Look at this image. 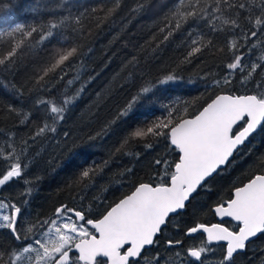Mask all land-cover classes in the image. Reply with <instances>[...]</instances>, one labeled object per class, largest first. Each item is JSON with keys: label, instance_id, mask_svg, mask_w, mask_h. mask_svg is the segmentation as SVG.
Here are the masks:
<instances>
[{"label": "trees", "instance_id": "1", "mask_svg": "<svg viewBox=\"0 0 264 264\" xmlns=\"http://www.w3.org/2000/svg\"><path fill=\"white\" fill-rule=\"evenodd\" d=\"M11 2L22 6L10 18L18 23L39 25L49 19V12L67 14L64 9L54 7L58 0ZM68 2H76L78 8H74L73 13L85 12L86 18L83 39L69 30L64 33L69 41L76 40L83 44L85 53L67 76L54 82V87L50 85V92L33 90L30 79L33 70L47 58L53 47L60 46L55 42H45L46 47L37 49L35 54L28 52L13 70H0V149L8 152L11 151L9 145L14 146L22 167L27 165L20 178L2 187L0 200L21 208L17 223L21 231L37 219L55 218V209L61 205L83 210L88 218L95 219L104 208L117 202L123 195L130 194L134 185L156 181L163 171V165H156L155 161L160 159L172 162L176 154L171 151L164 137L132 141L121 148V142L133 126L166 118L169 109H175V117L182 113L183 108L188 107L189 115L185 118H190L215 95L254 94L258 91L257 81L264 83V76L258 70L247 84H241L242 74L236 72L230 77L231 84L224 85L223 80L229 74L225 65L232 59L226 47L223 53L204 50L202 54L192 57L191 63H181L189 50L191 39L203 35L223 47L230 35L239 38L242 30L247 31L251 27L246 22H242V29L234 33H213L205 21L190 23L168 41L162 42L166 31L161 32L160 29L164 27L165 17L176 0H121L120 8L106 20L100 9L106 11L113 6L114 0ZM36 4H47L49 7L40 8L36 12L29 11V6ZM140 4L144 6L133 11ZM93 8L97 10L94 13ZM3 14L0 12V16ZM7 27V24L0 21V28ZM189 31L192 32L191 37ZM258 38L264 40V37ZM255 42L253 39L241 49L245 63L255 61L264 51V44H261L249 52L248 48ZM5 51L6 46L0 45V53ZM133 57L136 58L135 62H131ZM168 73H175L179 79L158 86L153 103L142 107L138 105L130 117L118 118L119 112L141 87L155 83ZM68 80L74 82L68 85ZM215 81H221L219 87ZM81 87L83 91L69 106L55 137L48 134L46 137H37L35 141L30 139L46 115L45 107L37 105V99L50 98L59 102L65 95H75ZM10 108L31 113L29 122L21 124L20 117L10 112ZM112 120H116V123L111 125L106 134L97 136L95 140L88 139L101 132ZM65 131L70 133L67 139L63 135ZM146 143H151L152 147H145ZM117 148L121 150L117 152ZM261 157H264V132L254 134L237 151L230 164L198 190L184 212L171 218L159 235L158 244L148 249L145 257L151 259L159 254L160 264H181V261L183 264H193L184 255L185 250L199 245L206 240V236L204 233L186 235L189 227L197 223L211 225L222 222L226 227L238 230L233 221H219L214 208L230 198L234 187L242 186L253 175L260 174L257 164ZM104 161H108L107 167L90 186L74 183L82 167L101 165ZM5 164L0 159V172L4 170ZM169 239H179L183 244L170 248L166 243ZM17 243L10 230L1 228L0 251L10 250ZM208 247L210 251L202 256V264H219L224 255V244H211ZM176 252H180L181 257L177 258ZM262 262L264 234L248 244L243 253L234 256L232 264ZM141 264H144L143 260Z\"/></svg>", "mask_w": 264, "mask_h": 264}, {"label": "snow or ice", "instance_id": "2", "mask_svg": "<svg viewBox=\"0 0 264 264\" xmlns=\"http://www.w3.org/2000/svg\"><path fill=\"white\" fill-rule=\"evenodd\" d=\"M120 6L121 0H114L113 6L106 11L101 8L103 19L112 17ZM143 6L137 5L133 11ZM21 7L11 0H0V12L4 13L0 21L8 25L7 28H0V45L7 48V51L0 53V70H13L28 52L35 54L37 49L46 47L45 42H55L60 46L53 47L30 77L33 90L50 92V85L54 87V82L63 80L80 57L85 55L83 44L76 40L69 41L64 35L65 30H69L79 34V39L84 38L85 12L74 14L73 9L78 8L76 2L58 0L54 7L64 9L67 14L49 12L46 22L32 25L10 19ZM48 7L47 4H36L29 6V11L36 12ZM96 11L92 9L93 13ZM165 20L164 27L160 29L161 32L166 31L162 42L168 41L190 23L205 21L213 33H234L242 29V22H246L251 27L247 31L242 30L239 38L230 35L223 47L203 35L191 39L181 63H191V58L204 50L223 53L226 47L232 59L225 65L229 74L223 80L224 85L231 84L230 77L236 72L242 74V85L252 80L258 70L264 76V51L255 61L248 63L244 62L245 57L241 54V49L253 39L256 42L248 48L249 52L264 44V40L258 38L264 37V0H176ZM188 35L191 37L192 32L189 31ZM135 61L133 57L131 62ZM177 79L179 77L175 73H168L155 83L141 87L119 112L118 118L130 117L138 105L142 107L153 103L155 89ZM73 82L68 80L67 84ZM215 84L219 87L221 81H215ZM256 88L258 91L254 94L215 95L190 118H185L189 115L188 107L175 117V109H169L166 118L133 126L121 142V148L132 141L164 137L176 154V159L172 162L157 159L155 164L163 165V171L156 181L134 185L130 194L123 195L117 202L104 208L95 219L88 218L83 210L61 205L55 209V218L37 219L21 231L17 227L21 208L0 200V228L10 230L18 242L10 250L0 251V264H141V260L144 264H160L159 254L148 259L145 252L158 244V236L171 218L181 214L198 190L230 164V158L240 146L254 134L264 132V83L257 81ZM82 91L83 87L73 96H63L59 102L50 98L37 99V105L45 107L46 115L30 139L35 141L37 137L48 134L54 138L69 106ZM9 111L20 117L21 124L28 123L31 118V113L12 108ZM115 123L116 120L110 121L101 132L88 139L95 140L97 136L106 134ZM63 135L67 139L70 133L65 131ZM9 147L11 151L8 152L0 149V159L6 162L4 170L0 172V188L20 178L27 167H22L15 147ZM145 147L150 148L152 144L146 143ZM121 148L116 151L119 152ZM107 164L108 161H104L101 165L82 167L74 183L90 186ZM257 167L260 174L253 175L242 186L234 187L230 198L214 208L215 215L221 220L229 217L235 221L238 230H232L222 222L210 226L197 223L187 229L185 234L189 236L198 232L206 234V240L185 250L184 255L193 264H202V256L210 251L208 246L213 242H225L224 255L219 264H232L234 254L243 251L246 242L258 234H264V157L259 159ZM127 171L131 172V169ZM166 243L171 248L181 246L183 241L169 239ZM175 256L179 258L181 253L176 252Z\"/></svg>", "mask_w": 264, "mask_h": 264}, {"label": "water", "instance_id": "3", "mask_svg": "<svg viewBox=\"0 0 264 264\" xmlns=\"http://www.w3.org/2000/svg\"><path fill=\"white\" fill-rule=\"evenodd\" d=\"M250 138H251V137H250ZM250 138H249V139H250ZM247 142H248V141H246L245 143H247ZM243 146H244V145L240 146V148H242ZM240 148H239V149H240ZM236 153H237V152H236ZM236 153H234V155H235ZM234 155H233V157H234ZM233 157H232V158H233ZM232 158H230V161L232 160ZM224 168H225V167H224ZM214 176H215V175H214ZM214 176H213V177H214ZM213 177H212V178H213ZM3 187H4V186H3ZM1 189H2V188H0V190H1ZM182 212H184V210H183ZM182 212H181V213H182ZM214 213H215V212H214ZM175 216H177V215H175ZM216 216H217V215H216ZM173 217H174V216H173ZM217 218H218L219 221H222L220 217L217 216ZM18 219H19V216H18V218H17V223H18ZM223 220H230V221H233V220H232L231 218H229V217H225V218H223ZM233 222H235V221H233ZM235 223H236V222H235ZM209 226H210V225H209ZM199 233H202V232H198V233H196V234H192L191 236H195V235H197V234H199ZM204 234H205V233H204ZM260 235H261V234H258L256 237H253V238H251L248 242H246V247H247L248 244H250V243H252L253 241H255ZM205 236H206V234H205ZM158 237H159V236H158ZM212 244H224V245H225V242H219V243L213 242ZM152 247H153V246H152ZM152 247H150V248H148V249H151ZM148 249H147V250H148ZM245 250H246V248H245L243 251H239L238 253L234 254V256H236V255H238V254H240V253H243Z\"/></svg>", "mask_w": 264, "mask_h": 264}, {"label": "flooded vegetation", "instance_id": "4", "mask_svg": "<svg viewBox=\"0 0 264 264\" xmlns=\"http://www.w3.org/2000/svg\"><path fill=\"white\" fill-rule=\"evenodd\" d=\"M7 203V202H6ZM0 231H1V228H0Z\"/></svg>", "mask_w": 264, "mask_h": 264}, {"label": "rangeland", "instance_id": "5", "mask_svg": "<svg viewBox=\"0 0 264 264\" xmlns=\"http://www.w3.org/2000/svg\"><path fill=\"white\" fill-rule=\"evenodd\" d=\"M6 211H10V210H6Z\"/></svg>", "mask_w": 264, "mask_h": 264}]
</instances>
